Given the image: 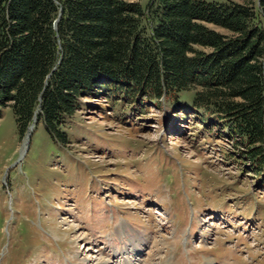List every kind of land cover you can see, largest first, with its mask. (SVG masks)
<instances>
[{
  "label": "rangeland",
  "instance_id": "1",
  "mask_svg": "<svg viewBox=\"0 0 264 264\" xmlns=\"http://www.w3.org/2000/svg\"><path fill=\"white\" fill-rule=\"evenodd\" d=\"M192 98L83 99L67 147L0 109V264H264V159Z\"/></svg>",
  "mask_w": 264,
  "mask_h": 264
},
{
  "label": "trees",
  "instance_id": "2",
  "mask_svg": "<svg viewBox=\"0 0 264 264\" xmlns=\"http://www.w3.org/2000/svg\"><path fill=\"white\" fill-rule=\"evenodd\" d=\"M188 91L245 161L264 159V0H0V109L20 137L36 119L67 147L83 99Z\"/></svg>",
  "mask_w": 264,
  "mask_h": 264
},
{
  "label": "bare ground",
  "instance_id": "3",
  "mask_svg": "<svg viewBox=\"0 0 264 264\" xmlns=\"http://www.w3.org/2000/svg\"><path fill=\"white\" fill-rule=\"evenodd\" d=\"M203 214H204V213H203ZM202 217H203V216H202ZM202 217H201V218H202ZM206 217H207V216H206ZM208 217H209V216H208ZM208 217H207V218H208ZM211 218H212V217H211ZM209 220H210V219H209ZM201 221H203V219H201ZM126 232H127V231H126V227H123V226H122V229H121V235L123 236L124 234H126ZM135 239H136V237H135ZM135 239H134V240H135ZM139 239H141V238H139ZM131 240H132V239H131ZM136 240H138V239H136ZM140 241H141V240H140ZM132 242H133V241H132ZM133 246H136V247H137L135 251H140V250H142V249H139V245H135V243L133 244ZM141 248H142V247H141Z\"/></svg>",
  "mask_w": 264,
  "mask_h": 264
}]
</instances>
